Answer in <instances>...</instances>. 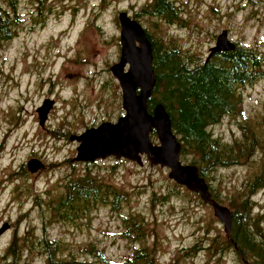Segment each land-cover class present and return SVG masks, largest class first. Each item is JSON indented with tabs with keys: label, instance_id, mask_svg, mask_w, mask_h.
I'll return each mask as SVG.
<instances>
[{
	"label": "rangeland",
	"instance_id": "1",
	"mask_svg": "<svg viewBox=\"0 0 264 264\" xmlns=\"http://www.w3.org/2000/svg\"><path fill=\"white\" fill-rule=\"evenodd\" d=\"M38 1L18 0L23 23L13 39L0 44V227L10 224L0 237V264H15L7 254L15 239L24 249L16 264H46L37 246L27 249L44 233L60 240L66 257L124 264L140 244L121 236L123 218L131 214L144 217L157 264H238L232 250L208 248L213 239L226 237L223 224L211 205L172 181L167 168L146 157L142 166L115 158L75 161L79 143L69 136L125 114L122 89L111 72L121 56V12L162 49L174 44L205 60L223 30L231 41L264 55V0H171L181 9L172 20L144 13L151 0ZM0 4L8 7V0ZM240 90L239 112L210 127L225 141L241 134L244 120L264 128V78ZM48 98L55 105L42 128L37 109ZM151 141L159 144L155 133ZM31 159L44 166L30 172ZM87 172L127 191L128 204L119 211L100 206L74 222L55 219L47 203L64 192L69 178ZM252 172L242 165L217 174L212 185L223 192V205L229 207L228 198ZM254 200L264 228V190ZM195 245L198 252L189 254Z\"/></svg>",
	"mask_w": 264,
	"mask_h": 264
},
{
	"label": "trees",
	"instance_id": "2",
	"mask_svg": "<svg viewBox=\"0 0 264 264\" xmlns=\"http://www.w3.org/2000/svg\"><path fill=\"white\" fill-rule=\"evenodd\" d=\"M38 2L43 4L41 0ZM17 4L18 0H8V7L0 4V44L13 39L23 23ZM180 11L171 0H151L143 9L148 15L168 20L174 19ZM149 37L153 40L155 92L158 95L149 100V110L152 112L157 103H163L167 108L173 130L182 143L180 160L199 168L213 199L221 204L224 194L212 185L217 174L223 169L242 165L253 168L242 188L228 198L233 214L230 235L222 240L219 237L213 239L208 248H215L216 252L232 250L238 264H264L263 220L261 214L254 212V196L264 190V128L260 130L244 120L239 124L241 134L230 142L210 130L223 117L239 112L242 87L264 78V55L253 48L237 45L235 50L217 52L203 60L195 54H184L174 44L162 49L159 41L151 34ZM68 134L65 132L63 136ZM129 201L127 191L87 172L69 178L64 192L47 204L55 219L74 222L100 206L119 211ZM123 226L121 236L140 243L124 264H157L156 247L147 242L149 233L144 217L131 214L123 218ZM30 244L27 249L37 246L46 255V264H94L88 259L66 257L60 240L52 239L46 233ZM198 249L199 245H195L189 254H196ZM23 252V248H17L16 239L7 250L15 264ZM100 256L105 260L103 255Z\"/></svg>",
	"mask_w": 264,
	"mask_h": 264
},
{
	"label": "water",
	"instance_id": "3",
	"mask_svg": "<svg viewBox=\"0 0 264 264\" xmlns=\"http://www.w3.org/2000/svg\"><path fill=\"white\" fill-rule=\"evenodd\" d=\"M118 18L121 26V56L118 63L111 67V72L121 86L125 114L115 123L105 121L80 135H72L70 140L79 143L74 160L93 163L113 157L142 166L146 156L152 165L167 168L168 177L176 184L198 194L202 202L210 204L214 216L223 224L226 236H229L233 226L232 210L213 199L210 186L196 165L184 164L180 160L182 143L173 130L167 108L163 103H157L152 113L149 111V100L157 85L152 41L144 27L126 12H121ZM236 47V43L229 39L228 31L223 30L215 46L210 49L208 59L217 52L232 51ZM54 105L55 101L48 98L37 109L42 128H45ZM152 133H156L158 145L151 141ZM43 166L37 159L27 163V169L33 173ZM9 228V223L3 224L0 237Z\"/></svg>",
	"mask_w": 264,
	"mask_h": 264
},
{
	"label": "flooded vegetation",
	"instance_id": "4",
	"mask_svg": "<svg viewBox=\"0 0 264 264\" xmlns=\"http://www.w3.org/2000/svg\"><path fill=\"white\" fill-rule=\"evenodd\" d=\"M146 32H147V34H148V36H149V34H151L149 31H147L146 30ZM149 39L152 41V43H153V40L149 37ZM150 111V110H149ZM152 113V112H151ZM156 134V133H155ZM144 157H146V156H144ZM122 160H125V159H121V160H118V162H120V161H122Z\"/></svg>",
	"mask_w": 264,
	"mask_h": 264
}]
</instances>
